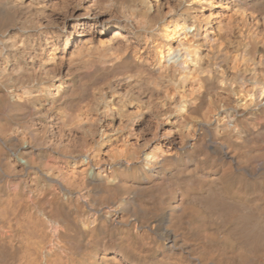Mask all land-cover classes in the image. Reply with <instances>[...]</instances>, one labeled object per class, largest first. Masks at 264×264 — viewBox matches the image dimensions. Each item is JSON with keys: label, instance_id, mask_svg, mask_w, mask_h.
Instances as JSON below:
<instances>
[{"label": "bare ground", "instance_id": "1", "mask_svg": "<svg viewBox=\"0 0 264 264\" xmlns=\"http://www.w3.org/2000/svg\"><path fill=\"white\" fill-rule=\"evenodd\" d=\"M0 264H264V0H0Z\"/></svg>", "mask_w": 264, "mask_h": 264}, {"label": "rangeland", "instance_id": "2", "mask_svg": "<svg viewBox=\"0 0 264 264\" xmlns=\"http://www.w3.org/2000/svg\"><path fill=\"white\" fill-rule=\"evenodd\" d=\"M63 109H64V108H63ZM64 110H65V109H64ZM59 112L62 113V112H64V111L61 110V111H59ZM75 143H76V142H75ZM75 143H74L73 145H76ZM77 143H79V144L76 145L77 147L74 146V149H76V148L79 149V148H80V146H81L80 143H81V142L78 141ZM77 149H76V150H77ZM155 180H156V181H155ZM155 180H154L153 183H152V184H153L152 186H153L154 191H156L157 189H159V188L162 186V184H163V182H162L161 179H159V178L157 179V178H156ZM156 182H157V183H156ZM139 217H140V218H139ZM132 218H133V219H137V220H139L140 225H142V224H141L142 221L145 222L146 219H147V218L145 217V215L141 214V212H140V214H139L138 216H136V217L133 216ZM132 218H131V219H132ZM153 220H154V219L149 220V223L151 224V226H152V223H151V222H153ZM126 231H128V230H126ZM155 231H156V232H155ZM139 232H142V231H139ZM160 232H161V231H157V230H154V231H147V232L144 231V232L141 233V236L143 237L142 240H143V241L145 240V242H149V241H152V242H153V240L161 241V237H159V236L161 235ZM154 233H155V235H154ZM159 233H160V234H159ZM129 234H131V235L129 236V237H131L130 241H131V240H134V239H133V238H134L133 234H132L131 232H129ZM152 234H153V235H152ZM151 235H152V236H151ZM147 236H148V237H147ZM154 236H155V237H154ZM146 238H148L147 241H146ZM150 238H151V239H150ZM152 239H153V240H152ZM167 243H168V240H167ZM159 253H160V252H159ZM158 255L161 256V254H158Z\"/></svg>", "mask_w": 264, "mask_h": 264}]
</instances>
